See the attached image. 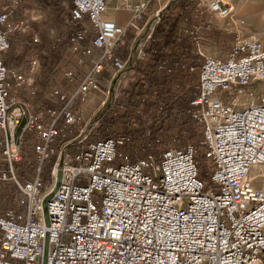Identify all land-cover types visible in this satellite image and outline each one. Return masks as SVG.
<instances>
[{
    "label": "built area",
    "instance_id": "obj_1",
    "mask_svg": "<svg viewBox=\"0 0 264 264\" xmlns=\"http://www.w3.org/2000/svg\"><path fill=\"white\" fill-rule=\"evenodd\" d=\"M183 1L170 0L141 27L137 15L122 28L104 19L106 0H73L70 28L61 36L49 29L53 45L67 44L73 54L74 66L60 75L68 88L59 85L49 94L60 108L37 110L39 58L18 72L3 56L39 11L23 17L17 13L23 0H0V183L18 194L17 209L0 201V264H264L263 42L237 36L225 57L206 56L200 69L182 57L159 61L168 75L199 70L189 114L203 134L212 187L200 177L194 146H175V134L158 140V157L140 158L128 149L133 140L126 135L90 141L117 107L124 81L156 55L155 48L146 51L156 26L170 12L182 14ZM196 1L195 24L184 22L177 42L184 36L202 42V9L222 19L234 13L224 0ZM130 27L136 37L122 58L116 47ZM197 53L203 56L199 45ZM91 93L101 102L86 119ZM222 94L232 99L226 103ZM157 113L165 114L162 103ZM127 124H137L134 112ZM22 164L31 177L20 176Z\"/></svg>",
    "mask_w": 264,
    "mask_h": 264
},
{
    "label": "trees",
    "instance_id": "obj_2",
    "mask_svg": "<svg viewBox=\"0 0 264 264\" xmlns=\"http://www.w3.org/2000/svg\"><path fill=\"white\" fill-rule=\"evenodd\" d=\"M25 2H31L32 6L45 12L46 16L39 22H31L28 34H16L13 37L14 40L11 41L10 49L4 54L3 61L7 67H13L14 64L26 65L31 57H38L40 66L37 72V83L40 90L36 101L37 110L48 107L60 108V100L51 99L49 94L60 85L58 79L65 65L70 61V46L67 44L53 45V40L49 36V28H56L59 34H63V24L71 19L73 0H25ZM196 6L195 1L188 3L183 1L180 5L182 14L163 18L157 25L147 48L148 51L155 48L156 55L154 57L152 55L151 62L139 65L125 80L119 103L113 110L117 113L115 115L114 112L108 114L101 128L97 130V135H91L90 141L126 135L132 137L133 140L128 149L132 152L136 151L140 158H145L151 153L158 157L160 145L158 140L163 139L162 137L171 131H178L180 147L189 144L194 146L200 177L208 189L211 179L205 175V160L202 156L203 134L199 125L189 114V101L193 95L198 93L197 84H190L189 76L185 74L186 76L182 78L184 95L178 96L174 90L169 94L166 93L165 88L171 86L176 78L160 71L158 64L163 57H182L184 60L194 63L203 61L202 57L195 55L196 43L191 38L184 36L180 43L176 42L177 33L184 22L192 24ZM35 35L39 36L40 43L34 42ZM121 44L122 40L119 41L116 50L120 56H122V52L119 51ZM19 46L22 48L21 53H17ZM144 84H147L148 87L145 88ZM160 103L165 107L164 115H157V105ZM173 105L177 107L178 118L171 111ZM130 112L136 113L137 124L135 126L127 124ZM148 122H151L150 125ZM119 127L124 128L123 134L118 132ZM144 132H148V137L141 140ZM29 146L27 144L26 147ZM135 160L134 157L131 159V161ZM24 173L25 170H21L20 176L22 177ZM29 174L31 177V171Z\"/></svg>",
    "mask_w": 264,
    "mask_h": 264
},
{
    "label": "rangeland",
    "instance_id": "obj_3",
    "mask_svg": "<svg viewBox=\"0 0 264 264\" xmlns=\"http://www.w3.org/2000/svg\"><path fill=\"white\" fill-rule=\"evenodd\" d=\"M184 1L186 3L190 2V1L197 2L196 0H184ZM224 1L230 2L233 5L234 4H240L242 6V5L245 4V2L247 0H224ZM31 4H32L31 2H25V0H23L22 4L17 9V13L20 16H23V17H30L33 12L39 11V13H35V15H34L35 17H38V19L35 20V21H31V22H39V21L43 20L45 18V16H46L45 12H43L40 9H38L37 7L32 6ZM239 9H240V7L238 6V10ZM169 10L170 11H174V7H172ZM196 10H197V8H196ZM238 10L234 6V13L232 14V16L231 17H228V18H223L222 19V18H219V17L215 16L214 14H212L210 12V10L207 11L205 8L202 9V20L204 22H206V24L204 25V28H203V31H202V34H203L202 35L203 36L202 42H200V43L197 44L192 39L196 43V52H195V55H197L199 57H202L203 58V61L205 60V57L206 56L225 57L230 52L231 46H232V44H233V42H234V40H235V38L237 36L249 37V38H256V39H258V40H260L261 42L264 43V9L259 8L258 11H250V12H247L245 14L242 13V12L239 13ZM170 13H171V16L170 17L175 16V15H178L176 13H174V14L172 12H170ZM195 13H196V11H195ZM194 15L195 14L193 13L192 24H195V16ZM117 17L118 18H122L123 17V14L120 13V12H118ZM232 17H233V19H235V22L232 20ZM207 23H210L211 26L210 27H207ZM87 26L89 27L88 24H87ZM62 28H63L62 32L64 34L65 31L70 28L69 22H66L65 24H63ZM49 29H51V28H49ZM53 29H55L57 31V33H58V30L56 28H53ZM29 31H30V28L28 29L27 32H24V33H21V34H18V35L28 34ZM154 33H155V30H154ZM61 35L62 34H59V36H61ZM12 40H14V38ZM150 41H149V43H150ZM180 41L178 43H180ZM122 42L125 43L126 42L125 39L122 40ZM149 43H148V45H149ZM148 45H147V48H148ZM198 45L201 48V51L203 53V56L202 55H199L197 53ZM120 47L121 46L119 45V51L122 52L121 55L123 57L120 56V55H118L116 52L115 53L118 56L122 57V58H126V56L129 54L128 51H127V49H126V47H123V49H121L122 47L121 48ZM117 49H118V47H116V50ZM21 50H22L21 46L17 47V53H21ZM146 51H148V49ZM149 52H151V49H149ZM71 57H73V54L72 53H70L69 59H71ZM185 61H188V60H185ZM198 61L200 62L199 59H198ZM203 61H201V63ZM149 62H151V60H148L147 61V63H149ZM188 62L189 63H192V64H196L198 66V68L200 69L201 63H194L193 61H188ZM142 63H146V62L143 61V62H140L138 64L141 65ZM158 64H160V63H158ZM26 66H27V64L26 65L14 64L13 67H8V68L14 69V70H16L18 72H23V71L26 70ZM73 66H74V61L71 60V61L68 62V64L65 65L64 69L67 68V67H73ZM185 74H187V73L173 72L172 74L168 75V76L174 77L176 79L174 80V82L172 83L171 86H167V87H169L171 89V91L172 90L175 91V89L173 87L176 88V85H178L179 86V89H178V91H175V93L178 96L179 95L180 96L184 95V88H183L184 87V84L182 83L183 82V79L182 78L184 76H186ZM198 75H199V70H198L197 73L188 74L189 79H190L189 83L190 84H196L197 81H198ZM58 80H59L60 85L63 88L66 89V85L67 84L64 83V82L61 83L60 78ZM123 85H124V83H123ZM260 90H261V87L260 86H257L256 87V91L258 92ZM222 95H223L224 101L226 103L229 100L232 99V97L230 96V94H222ZM89 97H90L91 100L88 101V104L85 106V109H84L85 110V117H86V119H88L90 117V115H92L93 112L96 111V107L101 102V97H99V95H97V94L91 93ZM113 110L111 112H114ZM171 111L175 114L174 116L177 117V115H176V113H177V107H174V105H173V108H172ZM101 112H99L96 117H99L101 115ZM116 113H117V111H115L113 114L115 115ZM130 114H131V112H130ZM130 114H129V116H130ZM134 114L136 116V113H134ZM157 115H159V114L157 113ZM107 116H108V114H107ZM106 117L95 128V132L93 134H96L97 135V130H99V128H101V126L103 125L104 121L107 119ZM176 117H174V118H176ZM118 132L121 133V134H123L125 132V130H124L123 127H119ZM145 134L146 133L144 132L143 135L141 136V140H144L146 137H148V134H147L145 138H142ZM174 134L177 136V142H175L174 145L175 146H179L178 145V139H179V132L178 131H171L170 133L165 134L162 137L163 139H161L160 142L161 143H165L167 141V139H170ZM28 138H31L30 142L33 141V135H32V133H29L28 134ZM162 140H164L165 142H163ZM59 141H60L59 138H57L55 140V144L57 142H59ZM30 142H29L30 147L28 148L29 151H31V143ZM162 145H165V144H162ZM53 147L55 148V146H53ZM53 161H54V159H52L49 162V165H51L53 163ZM27 162H28V160L26 159V163ZM204 164H205V168H206V171H207L208 170V167L206 166L205 161H204ZM24 169H25V172H30L31 171V170L30 171L28 170V167H27L26 164L24 165ZM47 169H48V166L45 169V173H44V176L45 177H48V170ZM205 175H206V173H205ZM212 186H213V184L210 183L209 187H212ZM17 195L18 194H17L16 190L14 189V187L11 184L0 183V201L3 203L4 207L7 206V208L17 209V205H16Z\"/></svg>",
    "mask_w": 264,
    "mask_h": 264
},
{
    "label": "crops",
    "instance_id": "obj_4",
    "mask_svg": "<svg viewBox=\"0 0 264 264\" xmlns=\"http://www.w3.org/2000/svg\"><path fill=\"white\" fill-rule=\"evenodd\" d=\"M146 1L148 3L147 7L143 10H140L138 6L140 3L145 2V0H106L107 8L104 13V19L114 22L119 27L126 28L129 26L130 22L137 15H140L141 18L137 21L136 27H141L143 26V24L151 20L157 11L161 10L165 6L167 7L168 5L170 6V0H146ZM254 3H258L260 5V8L264 9V0H247L245 4L242 6L240 4H235V5L237 7V10H238V6L240 7V9L238 10L239 13L242 12L245 14L250 11H256L255 9L252 8V5ZM118 12L123 14L122 18L117 17ZM135 35H136V29L130 27L128 29L127 34L122 39V40L125 39L126 42L125 43L122 42L121 49H123V47H126L127 49L131 44ZM95 53L98 52L96 51Z\"/></svg>",
    "mask_w": 264,
    "mask_h": 264
},
{
    "label": "water",
    "instance_id": "obj_5",
    "mask_svg": "<svg viewBox=\"0 0 264 264\" xmlns=\"http://www.w3.org/2000/svg\"><path fill=\"white\" fill-rule=\"evenodd\" d=\"M61 177H62V174L59 173V175H58V184H57V186H56L55 189H54V193H55V192L57 191V189H58V186H59V182H60V180H61ZM51 197H52V195H50L49 197L46 198V200H45V202H44V207H46L47 202L51 199ZM47 249H48V246H47V244H46V253H47ZM45 259H46V257H45Z\"/></svg>",
    "mask_w": 264,
    "mask_h": 264
},
{
    "label": "bare ground",
    "instance_id": "obj_6",
    "mask_svg": "<svg viewBox=\"0 0 264 264\" xmlns=\"http://www.w3.org/2000/svg\"><path fill=\"white\" fill-rule=\"evenodd\" d=\"M253 2V1H252ZM252 2H250V3H252ZM234 6L236 7V5L234 4ZM247 6V5H246ZM252 8L253 9H255L256 11H258V9L260 8V5L258 4V3H254L253 5H252ZM236 9H237V7H236ZM247 10V9H246ZM232 20L235 22V20L233 19V17H232ZM256 39V38H255ZM253 101H255V99L253 98Z\"/></svg>",
    "mask_w": 264,
    "mask_h": 264
}]
</instances>
